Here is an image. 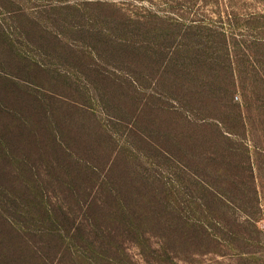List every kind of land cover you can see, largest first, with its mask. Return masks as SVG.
Masks as SVG:
<instances>
[{"label":"trees","instance_id":"16d2710c","mask_svg":"<svg viewBox=\"0 0 264 264\" xmlns=\"http://www.w3.org/2000/svg\"><path fill=\"white\" fill-rule=\"evenodd\" d=\"M253 1L261 8L239 9L236 0H50L44 17L27 16L25 9L18 17L2 7L27 45L33 25L48 39L44 47L64 49L61 79L77 77L86 92L103 79L128 83L134 113L162 111L173 120L162 131L151 121L141 127L144 135L129 128L146 142L154 129L163 133L160 145L145 148L157 152L146 168L121 167L118 160L94 166L77 158L75 172L88 173L91 182L79 185V176L65 181L61 220L43 192L32 199L0 185V264H21L25 246L41 251L32 240L37 235L58 247L61 264H264V232L257 226L264 201L258 180L264 170V0ZM1 34L15 47L11 34ZM75 47L94 63L75 57ZM32 60L21 56L25 73L46 71ZM98 89L105 91L98 92L103 100L110 95L104 85ZM65 99L94 110L84 99ZM10 110L0 101V159H6L0 177L24 183L35 167L13 152ZM23 122L33 132L32 119ZM134 153L130 146L129 156ZM193 177L200 182L192 186ZM237 211L240 216H232ZM10 233L18 260L4 246Z\"/></svg>","mask_w":264,"mask_h":264},{"label":"rangeland","instance_id":"374dc122","mask_svg":"<svg viewBox=\"0 0 264 264\" xmlns=\"http://www.w3.org/2000/svg\"><path fill=\"white\" fill-rule=\"evenodd\" d=\"M9 1H13L14 4H9ZM236 1H238L237 7L239 9L248 6L251 9L261 8L253 0ZM49 2L50 0H5L4 2L0 0V63L6 65L4 67L12 74L8 75L7 78L3 77L4 74L0 72V101L12 109L10 115L6 116V120L12 123L9 125L13 132L11 142L15 156L17 159L28 160L35 167V169L33 168V175L27 176L28 182L23 183L15 180L12 184V180H9L8 177L1 176L0 185L17 193L28 192L32 199H36L43 192L48 204L51 205L52 209H56L59 220H61V210L59 209L61 207V194L67 191L65 181L70 179V176H79L74 167L77 165V158L94 166L104 167L107 163L118 160L121 167L146 168L148 167V160L157 152L152 149L150 150L152 152L148 153L145 148L160 145L162 141L160 134L163 133L154 129V133L148 134L146 142L138 138L139 133L129 132V128L132 126L133 129L140 132L141 127L144 128L153 121L157 124V128L162 131L172 125L173 116L166 112H156L150 109L145 110L147 113H134V99L131 97L128 83L121 84L119 82V85L116 83L111 85L107 83L106 79H103L104 84H100V81H94V84H89L91 89L86 92L81 87L84 82L77 81L79 80L77 77L73 76L71 79L62 77L61 79V51L64 49L62 47H44L48 43V39L41 38L33 25L31 30L32 41H30L32 43L27 45L26 42L22 41L18 31L15 33L14 19L9 18L10 11L2 9L4 5H9V9L12 8L17 11L18 17L19 14L23 13V9L27 11L25 12L27 16L28 12H33L37 17H44L43 10L50 6ZM37 11L42 12L38 14ZM26 23L28 22L26 21ZM2 30L11 34L10 39L15 42V47H8L5 38L2 37ZM75 49L78 51L75 57L86 63H94V59L90 58V55L88 57L82 47H75ZM23 53L31 60L35 58L36 60H32L33 62L41 66H43L42 64L47 65L46 71L37 69L32 74L25 73V69L19 65L22 63L20 60ZM79 55H83V57L80 58ZM76 62L79 60L73 61V63ZM97 64V66L105 65L103 61H97ZM56 68L59 71H56ZM83 80L88 82L85 77ZM5 85L6 87L3 88ZM99 85H104L110 94L104 100L98 94V92H105L98 89ZM77 93L81 95L82 100H79ZM66 96L81 102L83 99L85 102L89 101L83 103L92 106L94 110L76 106V102L72 101V104L65 99ZM237 98H240L239 95ZM118 111H122L121 116ZM14 113L15 115H13ZM20 116L23 117L19 120ZM25 118L28 122L32 119L33 132L20 123V121L24 123ZM65 146L71 150L73 157L68 155V151L64 149ZM130 146L135 152L132 157L128 154ZM0 161H6V159L2 158ZM79 163L82 162L79 161ZM68 164L73 169L69 175L66 171L69 167ZM9 168L12 169V167ZM154 170L156 169L152 171ZM87 174L84 173L79 176V185H86L91 182L86 178ZM119 175L120 172L116 168L112 178L116 180ZM122 175L123 171L121 172ZM258 180L261 183V190L264 192V170L258 175ZM188 181L193 186L198 184L199 178L193 177V180L189 179ZM74 209L78 211L79 208L74 206ZM40 213L42 214V212ZM232 216L238 217L240 214L237 211ZM257 226L264 232V201ZM13 237L14 233H10L4 246L9 244L10 256L18 260L19 248L12 247ZM32 240L39 244L37 248L41 251L35 253L31 250L32 247L25 246L26 257L20 259L21 264H61V251L57 250L58 247L47 245L44 243V241H48L47 238H41L40 235L33 236ZM130 253L136 260L142 262L137 248L131 247ZM223 260L229 263L228 259Z\"/></svg>","mask_w":264,"mask_h":264}]
</instances>
